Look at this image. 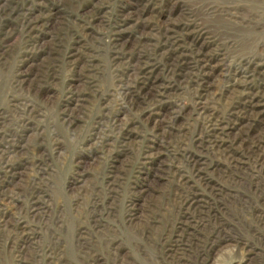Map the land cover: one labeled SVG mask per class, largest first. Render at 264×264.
<instances>
[{
	"label": "rangeland",
	"instance_id": "rangeland-1",
	"mask_svg": "<svg viewBox=\"0 0 264 264\" xmlns=\"http://www.w3.org/2000/svg\"><path fill=\"white\" fill-rule=\"evenodd\" d=\"M0 264H264V0H0Z\"/></svg>",
	"mask_w": 264,
	"mask_h": 264
}]
</instances>
